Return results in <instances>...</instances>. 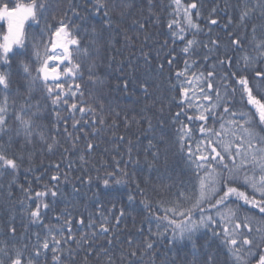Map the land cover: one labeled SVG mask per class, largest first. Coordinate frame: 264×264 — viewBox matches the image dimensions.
<instances>
[{"label":"snow or ice","instance_id":"1","mask_svg":"<svg viewBox=\"0 0 264 264\" xmlns=\"http://www.w3.org/2000/svg\"><path fill=\"white\" fill-rule=\"evenodd\" d=\"M84 11L88 13V17L81 16L79 10H75L73 15L77 20H80L83 25L92 27V14H101V20L98 30L93 29V40L88 45L81 44V32L85 28L76 27L75 30L69 26V23L59 21V25L55 28L49 29L50 34V48L46 47L43 57L37 52L35 58L33 54L25 51L23 53H14V48L24 49L26 47V31L25 25L31 21L37 26L41 19L44 18V13L48 10V4L45 0H30L29 3H18L13 7H9L7 3L0 5V21L6 23V32H4L2 39H0V66H4V70H0V92L5 95L0 98V174L10 170L13 176L19 172L22 167L25 157L17 152H12L9 155L10 146L19 143V137H23V145L27 147L33 142V137L38 136L39 141L44 144L47 152L54 153L56 150L63 148L62 156L67 157L72 153H76L81 166L88 164L86 157L93 156L98 145L92 142L90 137L99 135L101 127L105 124L103 117H96L95 110L86 108L83 103L78 106L76 102L69 105V101L73 98L80 99L84 96L81 90V85L76 83L77 80L84 79L83 71L81 69V62L87 61L86 64L88 79L96 83V72L98 65L96 60L101 62H111L115 60L112 55L113 51H120L116 49L115 45L120 43L116 39L118 36L123 37V46L129 47L133 43V37L129 32L141 33L145 30V24L140 20L133 18L134 10L143 12V7L139 5L144 0H83ZM148 7L154 8L153 0H146ZM175 6V12L182 15L183 20L173 18L167 23V27L171 30V41L175 44L182 45L180 47V54L185 57L183 60V70H177L175 77L179 81L184 78V85H180L181 98L180 107L182 111H177L174 114L173 120L180 124L177 131L179 141L190 140L192 138V129L190 125L183 124L180 121L182 115L185 119L192 121L193 119L202 122L198 131L204 135V139L198 144L196 152L193 153L191 147L188 148V158L192 159L195 155V168L202 170L204 176L201 177L197 173L199 181L198 193L192 195H185L184 199L190 203V207H183L181 204H176L170 209H165V215L157 218V228H160L161 222L167 220V224L163 225L164 233L171 228V242L176 243L178 240H193L195 234L201 229H207L216 223L212 215L207 214L202 204L207 203L210 208H217L219 205H226V201L235 197L237 200L243 201L246 205H252L259 209L261 214H264V91L257 89L256 94L253 93V86H249L248 76L245 74L248 71L254 72V78L264 83V24L259 26L261 36L257 38V26L253 25L251 28V35L249 36L247 22L259 9L261 11V18L264 19V0H257L256 3H249L248 0H236L232 7L237 12V20L239 29L231 33L229 36L230 45L223 51V56L219 55L220 44L218 40H211V48L202 40L197 39L203 29L198 22L202 19L201 8L197 0H191L187 4H182V0H172ZM91 7H88V6ZM228 5L226 4L225 7ZM112 11L116 14L114 19L109 15ZM219 11V6L212 8L209 11L208 23L210 25H217L218 20L211 18ZM159 18L157 17V22ZM74 23V22H73ZM232 21L229 19V24ZM211 31V29H209ZM137 38H139L137 36ZM150 37L145 36L140 48L141 56L145 65L151 63L152 59H157V67L160 74L165 71V64L169 69H172L177 62L176 47H168L169 41L165 40L160 49L153 55L151 51H145L147 41ZM205 48L208 53H215L213 56L201 53L199 49ZM251 49V51H250ZM10 54H12L10 56ZM22 56L24 59H18L17 63L23 75L28 79L27 92L31 93L32 87L36 82H39L40 91L44 93L43 99L50 102L49 107L51 112L56 117L55 135H45V125L36 123L46 119L40 113V108L43 105H32L33 97L27 95L24 104L21 105L19 111H14L11 116L8 113V96L12 92V85L14 76L19 73H14L12 62L17 57ZM163 56V62L159 61V57ZM200 56L203 61H212L210 70L205 76L204 72H199L198 78H203V87L199 89L201 98L204 101H212L213 95L216 102L209 107H204L196 104L195 108L199 110V114L195 117L187 115L183 109H192L194 107L192 98L189 97L192 80L187 79L189 70L193 67L198 68V61L191 59ZM191 59V64L189 63ZM25 61H31V65H38L32 68L31 65ZM217 66L225 71L218 72ZM126 68H130L128 73L130 76L136 71V66L132 64L123 65L120 68L124 72ZM35 71L36 75L32 72ZM195 76V73H192ZM218 81L219 86L214 87L213 81ZM129 81L123 80V85L127 88ZM65 84L69 87L65 90ZM22 86V85H21ZM149 83L141 81L140 87L143 89L145 95L148 94ZM239 87L241 98L244 99L246 105H250L252 110L239 113L243 123L241 124L235 119L230 123L236 128L240 129L242 135L237 136V143L233 150L231 143H217L211 139L212 136H222V131L217 132L214 128L207 127V123L211 117L213 121H222L223 117L218 116L215 112L217 108H222L225 114L235 117L236 111L228 107L231 103L229 97L237 91ZM173 87H177L173 85ZM220 88L224 89L223 96ZM207 90V91H206ZM65 105L66 111L69 112L67 117L63 119L60 116V107ZM35 107L36 111H32ZM103 107V106H101ZM162 111V109H161ZM80 113V119H76V113ZM89 116L88 120H84L85 115ZM118 115V113H117ZM27 117V118H25ZM258 117V120L256 119ZM14 120L18 127L13 130L9 127V120ZM144 119L147 120L145 117ZM71 120V128L69 131V123ZM127 120V118H125ZM83 121V123H82ZM149 129L152 128L150 120H147ZM115 125V121H113ZM63 129L61 132L60 129ZM221 130L224 129V123H220ZM39 129V131H37ZM259 129V131L257 130ZM63 135L66 138V143L69 147H63L60 139L57 137ZM7 136L8 140L5 142L3 138ZM49 138L51 142H49ZM120 139H123L121 137ZM81 142H83L81 144ZM163 142V141H162ZM151 143V142H150ZM181 143V147L183 148ZM155 147V146H153ZM203 147L204 152H201ZM218 148H222L223 152L230 159L232 166L224 163L225 154H222ZM107 151V149H105ZM131 152V148H129ZM206 153V154H205ZM160 150L156 148L153 152L154 157H159ZM240 156L239 165L236 164V157ZM129 156V160H131ZM31 162V157H29ZM138 162V161H137ZM72 161L69 160L68 167H72ZM56 169L57 174L50 176L51 186L45 184L42 191L33 192L31 184L25 188L20 185V190L24 194L26 200L21 203L24 206V211L27 220L30 224H43L42 215L47 212L51 203L58 198H64L65 193L60 191V184L62 182H69V173H61V164L55 163L52 165ZM95 168V165H93ZM26 171H31L27 169ZM97 175L93 177L87 168H83L80 179L82 183L92 185L95 181H101L105 188L110 186V182L116 185L133 182L136 188L139 189V182L134 180V177H129L127 171L120 166V162H115L114 171H105L104 176L99 175L100 170L96 169ZM36 179H39L37 177ZM15 183V180L13 181ZM241 184L244 188L251 189V194L247 191L241 190L240 187L233 185ZM11 187V185L9 186ZM73 191H79L73 186ZM95 195V194H94ZM183 195V194H182ZM259 197V198H257ZM135 197L129 193L128 200L132 201ZM30 201L32 203H28ZM145 210L150 207L145 201ZM34 204V206H33ZM73 207H76L73 204ZM171 213L169 218L168 213ZM195 212L200 215L197 219L193 216ZM219 214V211L218 213ZM230 216H235V213L229 210ZM125 216V209L121 206L119 209L113 204L112 208L105 210L103 204H97L96 215L88 214L85 217L83 214H78V218L74 217L67 208L55 216L59 227H48L47 234L41 237L40 233H35L36 244L32 246L31 253L25 257L24 250H27L28 245L23 246V250L16 248L13 244L9 247L8 242L4 241L0 244V264H47L48 253L51 252V264H75V254L79 249L85 248L87 255H92L99 262L101 257H105L107 264H117L110 253V247L113 245L115 237L119 241V236L116 234V229L122 223ZM177 217L179 219H177ZM14 219V217H13ZM76 224L81 226L77 229L80 235L77 238L73 231V220ZM221 219H224L222 216ZM253 218L245 216L242 220L237 218L232 220V230L229 231L227 227L222 229L224 233V243L229 245V252L233 258V264H252L256 260V264H264V230H260V234L255 240L250 239L244 235L242 227L250 234L253 229L249 227ZM237 220L239 222H237ZM86 227L90 231H84ZM151 231V229H149ZM9 233L15 235L16 228L9 224ZM164 233L157 232V237ZM111 234V235H110ZM218 235V233H214ZM241 239L238 245L237 236ZM101 237L104 238L108 247L103 245L94 246L95 241ZM126 243L129 249L133 248V240L131 238L120 244L121 252L119 256L120 264H134L129 257L137 256V251L125 250L123 244ZM75 244L76 248L65 247V245ZM246 246V247H245ZM154 248L152 241L145 242V249L151 251ZM241 249H245L246 256L241 254ZM256 250L257 256H253V250ZM87 255L85 259H87ZM194 264H197L194 261ZM198 264H217V257L212 253L205 254L204 258Z\"/></svg>","mask_w":264,"mask_h":264},{"label":"trees","instance_id":"2","mask_svg":"<svg viewBox=\"0 0 264 264\" xmlns=\"http://www.w3.org/2000/svg\"><path fill=\"white\" fill-rule=\"evenodd\" d=\"M29 2L30 0H0V5L7 3L11 8L15 4ZM45 2L48 4V10L44 13V18L41 19L38 26L31 21L25 25L26 47L24 49L14 48V53L27 51L33 54V58H35V53L38 52L43 57L46 47L50 48L49 29L57 27L59 21L69 23V26L73 30L76 27L85 28L86 34L85 31L81 32V44L88 45L91 43L94 38L92 35L93 29L98 30L102 13L99 15L93 13L92 27H87L73 15V12L78 9L81 16L88 17V13L84 11L83 0H45ZM189 2L191 0H182V4ZM197 2L202 4V19L198 22L203 29L197 39L207 44L208 48L212 47L211 40H218L221 46L219 55L223 56L224 49L230 45L229 36L231 33L239 30L243 34V30L238 27L237 12L232 7L236 3V0H197ZM248 2L256 3L257 0H248ZM153 3L155 7L150 9L146 0H144L139 5L143 7V12L134 10L133 18L144 23L145 30L141 33L129 32V35L133 37L132 45L124 47L123 37L118 36L116 39L120 43H117L115 47L120 51L112 52L115 60L111 62L96 60L98 65L96 83L88 79L86 68L88 62L80 60L84 79L77 80L76 83L81 85L84 96L80 99L73 98L69 101V105L72 102H76L78 106L83 103L86 108L90 107L95 110L97 118L103 117L105 120V124L100 126L101 131L99 135L90 137L92 142L98 145V147L93 156L86 157L89 163L81 166L76 153H72L67 157L62 156L63 148L56 150L54 153L47 152L44 144L39 141L38 136H34L33 142L24 147L23 150H21L23 145L22 136L17 138L19 139V143L10 146L9 155L12 152H17L23 155L25 160L16 176H13L10 170L0 174V244L7 241L9 247L14 244L16 248L21 250H23L24 245H28L27 250H24V256L27 257L32 251V246L37 242L35 233H40L41 237H44L47 234L45 226L59 227L54 217L61 214L65 208L77 218L78 214H83L85 217L88 214L95 216L98 203L103 204L105 210L112 208L113 204L116 205L117 209L121 206L125 209L122 223L116 229L119 241H116L115 237H113L114 243L109 249L117 264H120V244L129 238L134 242L133 248L129 249L126 243L123 244V247L128 251H137V256L129 257L133 260L134 264H194V261L198 264L207 253H212L217 257V264H233V258L229 252L230 246L224 243L225 237L222 229L227 227L231 231L232 220H236L237 218L242 220L243 217L248 216L253 218L249 225L253 231L249 234L242 227L240 231L244 235L255 240L260 234V230H264V214H261L259 209L252 205H246L235 197L226 201L227 207L219 205L217 208H210L207 203L202 204L205 212L212 215L216 223L207 229L198 231L193 240L184 239L172 243L171 228L168 229L167 233H164L163 225L167 224V220H163L160 228H157V218L165 215V209H170L176 204L190 207V203L184 199V196L198 193L199 181L197 173L203 177L204 172L195 168V164L192 162L196 159L195 155L189 160L188 148L191 147L192 152L195 153L198 144L204 139L205 134H201L198 131L202 122L195 119L188 121L182 115L180 121L183 124L190 125L192 138L178 142L177 131L180 128V124L174 122L173 117L177 111H182L179 104L181 98L179 86L184 85V78L178 81L175 77V72L183 70V60L185 57H182L180 54V47L182 45L178 43L174 45L172 43V32L168 29L167 23L173 18L182 21L183 17L176 14L172 0H153ZM226 4L228 5L227 7H225ZM217 6H219V11L216 15L211 16V18L217 19L218 24L210 25L208 23L209 11ZM88 7L91 6L89 5ZM109 15L114 19L116 18V14L112 11L109 12ZM157 17L159 18L158 22ZM229 19L232 21L231 24H229ZM262 24H264V19L261 18V11L258 9L247 22L249 36L251 35L252 26L256 25L257 38L259 39L261 36L259 26ZM4 32H6V23L0 21V39H2ZM145 36L150 37L145 51H151L153 55L160 49L165 40L169 41V48L176 47L177 62L172 69H169L165 64V71L163 74H160L157 67V59H152L148 65L144 64L140 48ZM199 51L208 54L210 57L215 55V53H208L205 48H201ZM18 59L24 58L20 56L12 62L11 70L14 73H19V75L14 76V81L16 82L13 83L12 92L8 96L9 116L14 111H19L21 105L24 104L26 96L31 95L33 97L32 105H43L40 108V113L46 117V119L36 121V123L45 125L44 131L46 136H53L56 129V117L54 114H49L51 112L49 107L50 102L43 99L44 93L40 91L41 85L39 82L33 85L31 93L26 91L29 82L19 68ZM163 59V56L159 57L160 62H163ZM191 59L198 61V68H191L187 74V79L193 81L188 95L192 98L194 107L192 109H183V111L187 115L195 117L199 114V110L195 108L196 104L209 107L216 102L214 95L212 101H204L201 98L199 89L203 87V78H198L199 72H204L205 76L207 75V71L210 70L211 63L214 60L210 62L203 61L200 56ZM191 59H189L190 64ZM25 62L31 65V61ZM122 64L135 65L136 71L131 76L128 74L131 71L130 68H126L124 72H121L120 68ZM31 67L35 68L38 65H31ZM261 67H264V65H261ZM0 70H4V66H0ZM217 71L221 72L225 70L217 66ZM192 73L196 75L193 76ZM32 74L36 75L35 71ZM245 74L248 76L249 86H255L253 87L254 94H256L257 89L264 91V83L254 78L253 71L250 70ZM125 79L129 81L127 88L123 85V80ZM141 81H147L150 85L147 95H145L143 89L140 87ZM213 84L214 87L219 86L218 81L214 80ZM173 85L177 87H173ZM184 86L187 87V85ZM68 87L69 85L65 84V90ZM235 87H237V91L229 97L231 103L227 106L231 110L236 111L237 115L235 117L229 116L223 112L222 108H217L215 112L218 116L223 117V120L213 121L210 117L206 125L207 127L214 128L217 132L222 131L223 133L220 137L212 136L211 139L213 141L217 143H231L233 150L237 143V136L242 135V133L230 121L235 119L242 124L243 121L239 113L252 110L251 106L246 105L244 99L241 98L239 87ZM220 92L223 96L224 89L220 88ZM4 95L5 93L0 92V98ZM66 107L65 105H61L60 107L62 119L69 115V112L65 110ZM32 111H36V108L33 107ZM75 115L76 119H80V113L77 112ZM145 117L151 121V129H149L147 120L144 119ZM88 119L89 116L86 114L84 120ZM256 119L258 120V117ZM113 121H115V125H113ZM68 123L69 131H73L71 128L72 121L69 120ZM220 123H224L223 130L220 128ZM9 127L15 130L18 125L14 120L10 119ZM257 130L259 131V129ZM60 131H63L62 127ZM121 137L123 139H120ZM57 138L60 139L63 147H69L63 135ZM3 140L6 142L8 137L5 136ZM49 142H51L50 138ZM181 143L184 145L183 148L181 147ZM129 148H131V152H129ZM156 148L160 150L159 157L153 156ZM218 150L222 154H225L222 148H218ZM201 152H204L203 147H201ZM129 156H131V160H129ZM29 157H31V162H29ZM69 160L73 162L71 168L67 166ZM116 161L120 162V166L128 172L129 177H134V180L139 182V189L136 188L133 182L121 185L110 182L108 188H105L101 181L94 180L92 185L81 182L80 176L83 168H87L93 177L97 175L96 169H99V175L103 177L105 171L111 172L115 170ZM239 162L240 156H237L236 164L239 165ZM55 163L61 164V173H69V182H62L59 186L60 191L65 193L66 196L58 198L55 202H52L49 197L51 207L42 215L43 224H30L27 220L24 206L21 203L26 198L19 186L23 185L27 188L30 183L33 192L42 191L45 184L51 186L50 176L57 174L56 169L52 167ZM224 163L228 164L229 167L232 166L226 154ZM93 165H95V168H93ZM29 168L31 171H26ZM37 177L39 179H36ZM14 180L15 183H13ZM10 185L11 187H9ZM73 186L79 189V191L74 192ZM233 186L240 187L241 190L251 194L250 188L246 189L241 184ZM129 193L135 197L134 200H128ZM145 201L150 206L148 210H145ZM27 202L32 203L30 201ZM73 204L76 207H73ZM229 210L234 212L235 216H230ZM218 211L219 214H217ZM168 215L169 218H172L170 212ZM199 215V212H195L193 218L197 219ZM222 216L224 219H221ZM177 219L179 218L177 217ZM237 222L239 221L237 220ZM9 224L14 225L16 228L14 236L9 233ZM79 227L81 226H78L74 219L73 231L76 233L77 238L80 235L79 231H77ZM83 230L86 232L90 231L86 227ZM157 232L164 234L157 237ZM214 233H218V235ZM236 238L238 240L236 247H239L241 237L238 235ZM149 240L154 243V248L150 252L145 249V242ZM101 245L108 247L103 237L94 243V246L97 247ZM65 247L75 249L76 245H65ZM241 254L247 258L245 249H241ZM86 255V246L79 249L74 257L75 264H107L105 257H101V260L98 262L92 255H87V259H85ZM253 256H257L255 249L253 250ZM47 264H51V252L48 253ZM252 264H256V260H253Z\"/></svg>","mask_w":264,"mask_h":264}]
</instances>
